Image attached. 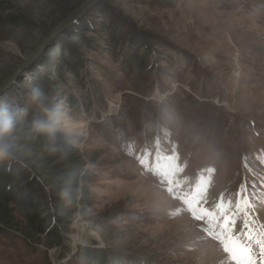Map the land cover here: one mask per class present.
<instances>
[{"label": "rangeland", "instance_id": "obj_1", "mask_svg": "<svg viewBox=\"0 0 264 264\" xmlns=\"http://www.w3.org/2000/svg\"><path fill=\"white\" fill-rule=\"evenodd\" d=\"M86 1L5 0L0 84ZM32 84L78 110L89 201L53 246L2 234L0 264H235L264 231V0H96L0 99Z\"/></svg>", "mask_w": 264, "mask_h": 264}, {"label": "trees", "instance_id": "obj_2", "mask_svg": "<svg viewBox=\"0 0 264 264\" xmlns=\"http://www.w3.org/2000/svg\"><path fill=\"white\" fill-rule=\"evenodd\" d=\"M4 3L0 0V6ZM17 18L9 16L13 23ZM76 153L72 148L63 159L50 158L38 177L20 162L0 164V236L15 231L26 242L53 246L60 233L55 220L62 222L78 209L85 211L76 205L89 201L87 182L93 176Z\"/></svg>", "mask_w": 264, "mask_h": 264}, {"label": "clouds", "instance_id": "obj_3", "mask_svg": "<svg viewBox=\"0 0 264 264\" xmlns=\"http://www.w3.org/2000/svg\"><path fill=\"white\" fill-rule=\"evenodd\" d=\"M77 108L39 84L30 85L23 104L0 99V164L29 158H65L84 126Z\"/></svg>", "mask_w": 264, "mask_h": 264}, {"label": "snow or ice", "instance_id": "obj_4", "mask_svg": "<svg viewBox=\"0 0 264 264\" xmlns=\"http://www.w3.org/2000/svg\"><path fill=\"white\" fill-rule=\"evenodd\" d=\"M254 245L260 248V254L264 256V231L251 228L247 234V243L232 238L226 242V250L235 264H255Z\"/></svg>", "mask_w": 264, "mask_h": 264}, {"label": "water", "instance_id": "obj_5", "mask_svg": "<svg viewBox=\"0 0 264 264\" xmlns=\"http://www.w3.org/2000/svg\"><path fill=\"white\" fill-rule=\"evenodd\" d=\"M96 0H87L84 2L82 7L75 12L73 15H71L67 20L59 24L55 29H53L50 34L47 36V38L44 40L43 43L39 46V48L23 63L21 67H19L16 71H14L6 80H4L0 84V93H2L7 87H9L15 79L20 76L22 71L35 59L37 54L42 50L45 46H47L50 41L53 39V37L58 34L61 30L65 29L67 26H69L73 21H75L91 4H93Z\"/></svg>", "mask_w": 264, "mask_h": 264}, {"label": "bare ground", "instance_id": "obj_6", "mask_svg": "<svg viewBox=\"0 0 264 264\" xmlns=\"http://www.w3.org/2000/svg\"><path fill=\"white\" fill-rule=\"evenodd\" d=\"M211 244H212L213 247H211L208 250L209 254H213V250H215V247H216L215 244H213V243H211ZM217 249H219V248L217 247ZM254 254H255V258L258 259V260H255V264H264V256H261L260 248L258 246L254 247ZM213 257H216V258L219 257L218 262H220L221 264H233V263L230 262V260L227 257V255H225L223 250L219 251L218 257H217V255H214Z\"/></svg>", "mask_w": 264, "mask_h": 264}]
</instances>
